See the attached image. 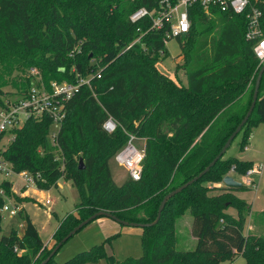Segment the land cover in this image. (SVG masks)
Segmentation results:
<instances>
[{"label": "trees", "instance_id": "trees-1", "mask_svg": "<svg viewBox=\"0 0 264 264\" xmlns=\"http://www.w3.org/2000/svg\"><path fill=\"white\" fill-rule=\"evenodd\" d=\"M155 2L0 0V87L7 84L4 75L25 67L23 59L41 63L39 75L46 88L50 81L73 82L76 74L87 77L101 68L99 78L80 85L65 103L53 142L48 135L50 119L29 117L2 153L15 172L37 175L40 189L54 186L59 178L69 181L77 201L74 213H68L52 233L50 247L19 211L20 237L13 229L0 236V264H39L72 227L97 210L126 222H151L163 195L201 171L245 114L259 66L243 36L244 16L227 12L207 16L197 6L190 8L189 29L176 37L186 58L182 85L155 66L159 51L163 53L160 32L147 31L140 38L144 47L135 43L122 52L138 34L139 24L130 23L128 14ZM27 80L11 86L23 93ZM106 116L116 123L111 133L101 128ZM258 123H264V71L252 111L237 133L239 150ZM126 133L144 138V155L139 179L127 177L117 185L108 161L126 141ZM251 165L223 153L201 178L165 201L155 224L140 228L142 253L116 264H215L233 254L242 257L241 264H264V236L243 233L249 205L233 195L248 188L243 184L214 188L218 193L209 194L206 185L220 181L231 166L239 178ZM228 207L236 216L226 212ZM185 213L191 216L194 246L178 250L174 224ZM260 214L264 216V211ZM103 252L102 244L93 245L62 263L52 256L44 264L89 262ZM217 256L222 258L212 262Z\"/></svg>", "mask_w": 264, "mask_h": 264}, {"label": "rangeland", "instance_id": "rangeland-1", "mask_svg": "<svg viewBox=\"0 0 264 264\" xmlns=\"http://www.w3.org/2000/svg\"><path fill=\"white\" fill-rule=\"evenodd\" d=\"M183 60L186 62V58L182 57V54H180L176 38L171 37L164 43L163 53L160 54L155 66L162 74L175 82L185 85L186 77L184 65H182ZM28 62L29 61L26 59H23L25 67L19 71L13 70L9 74L4 75L3 79L7 81V84L0 87V100L8 95V93L18 90L17 87L11 85L13 83L19 85L24 79L27 80L29 68H35L38 72L39 68H43L41 63L39 65H34ZM251 77L252 76L249 77V80ZM248 87H250L249 83L246 89H248ZM245 95L246 92L241 96V102L244 101ZM50 127L48 130L51 129ZM239 140L240 134H237L224 152V157H240V155H245L262 165L260 176L254 175V178L257 179L256 188L254 189L256 191L253 189L234 191L238 197L243 198L245 202L247 201V204L252 199L254 193L261 195V198L254 201L253 205H251L248 214H245V216L248 217L246 220L248 224L247 222L245 223L246 227L250 225V228H246L244 224L242 229L245 234L250 233L264 236V216L260 214L264 211V123H258L251 128L247 143L244 145L245 148L243 147L241 150L238 149ZM133 144L137 148H140L142 147L143 140L141 138H135ZM108 168L115 184H121L127 178L125 169L116 164L112 157L108 161ZM233 176L236 178V175ZM8 178L13 182V186L17 187L19 178L16 176ZM206 185L210 190L209 194L218 193V190L214 188L225 187L221 180L216 183H207ZM24 193L27 194L24 195ZM234 193L233 195H235ZM12 194L20 198L19 203L22 204V212L27 215L30 222L35 227L40 240L47 247L53 244L51 236L61 220L68 213H74V204L77 201L76 191L70 185V182L60 178L56 180L54 186L47 189H42L40 191L28 189L27 192H18L17 189L14 188ZM45 198L50 200V204H42ZM231 210L234 211L235 209L228 207L226 212ZM190 222L191 216L188 213L179 216L175 220V249L191 250L193 248L194 240H192L189 232ZM22 224L23 220L18 215L8 217L6 213H2L0 219V236L6 235L11 229L15 230L16 234H20L22 231L20 225ZM140 236L141 229L139 227L121 225L107 217H99L84 225L63 242L53 254V260L56 263H62L80 252L88 251L93 245L102 244L104 250L103 256L93 261L78 264H116L119 260L127 257H138L142 253ZM106 238H108V240H106ZM218 257L222 258L221 256H217L215 259L213 258L214 260L212 262L219 260L220 258ZM108 259H113V261L111 262V260L109 261ZM206 262L207 261H204V264ZM242 262L243 259L239 254H233L229 258L226 257L223 260L217 261L215 264H241Z\"/></svg>", "mask_w": 264, "mask_h": 264}, {"label": "built area", "instance_id": "built-area-1", "mask_svg": "<svg viewBox=\"0 0 264 264\" xmlns=\"http://www.w3.org/2000/svg\"><path fill=\"white\" fill-rule=\"evenodd\" d=\"M193 6L199 7L207 16H212L215 12L243 15L245 19L244 39L251 43V50L258 61L257 65L264 62V0H156L152 7L138 6L127 17L130 23L139 24L136 28L138 34L122 48V52L135 43L144 47L140 38L147 31L160 32L163 45L167 39L176 38L181 33L187 32L190 26V8ZM159 53L161 54L162 51ZM100 70L101 68L97 67L87 77L76 74L73 82L50 81L49 88H46L41 81L39 72L31 67L28 69L29 85L25 91L23 93L14 91L1 98L0 218L2 213H6L8 217H14L19 211H23L22 204L15 198L17 195L12 194L14 186L8 177L19 178L18 192L28 189L42 190L36 184L37 175L34 176L24 170L15 172L2 154L13 140L14 131L19 129L29 117L39 119L41 116H47L51 126L48 135L53 142L58 125L65 115V103L74 95L80 85H89V80L92 77L99 78ZM101 128L106 133H111L115 130L116 123L110 116H106L101 122ZM126 134V141L113 154L112 158L116 164L125 169L128 178L137 180L144 155L143 144L142 147L137 148L133 144V140L137 137L132 133ZM141 139L144 142V138ZM261 170L260 163L252 164L237 180L247 188L254 190L257 182L254 175L260 176ZM226 174L234 175L232 166ZM4 182L8 184L7 187ZM42 204H50V200L45 198ZM16 235L20 237V234ZM13 250L18 253L21 251L16 248Z\"/></svg>", "mask_w": 264, "mask_h": 264}, {"label": "water", "instance_id": "water-1", "mask_svg": "<svg viewBox=\"0 0 264 264\" xmlns=\"http://www.w3.org/2000/svg\"><path fill=\"white\" fill-rule=\"evenodd\" d=\"M264 71V62L261 63L258 67L255 79H254V83H253V88H252V93H251V100L250 103L247 107V110L245 112V114L243 115V117L241 118V120L239 121V123L236 125V127L233 129V131L229 134V136L226 138V140L224 141L223 145L221 146V148L219 149V151L217 152V154L208 162V164L201 170L199 171L195 176H193L192 178H190L189 180L185 181L184 183H182L181 185L177 186L176 188L170 190L169 192H167L165 195H163V197L161 198L157 210H156V215L155 218L151 221V222H147V223H137V222H126V221H122L119 220L118 218H116L114 215H112L109 212L103 211V210H97L94 213L90 214L88 217H86L85 219H83L82 221H80L79 223H77L74 227H72L55 245L54 247L51 249V251L48 253V255L39 263V264H44L49 258H51L53 256V254L55 253V251L58 249V247L65 242L71 235H73L76 231H78L80 228H82L84 225H86L87 223L99 218V217H107L121 225H126V226H133V227H139V228H143V227H147V226H151L153 224L156 223V221L159 218L160 212L164 206L165 201L172 197L173 195L177 194L178 192H180L181 190H183L184 188H186L188 185H190L191 183L195 182L196 180H198L199 178L202 177V175H204L209 168L215 163V161L226 151L227 147L229 146L231 140L237 135V133L240 131L241 126L244 124V122L247 120V118L249 117L252 108L255 104L256 101V97H257V92H258V86H259V82H260V78H261V74ZM78 167L82 168V160L79 159L78 160ZM221 182L225 187H239L242 185V183L236 179H234L231 175H224L221 178Z\"/></svg>", "mask_w": 264, "mask_h": 264}, {"label": "crops", "instance_id": "crops-1", "mask_svg": "<svg viewBox=\"0 0 264 264\" xmlns=\"http://www.w3.org/2000/svg\"><path fill=\"white\" fill-rule=\"evenodd\" d=\"M257 125V124H256ZM254 127V126H253ZM248 139V138H247ZM247 143V142H246ZM244 148H245V146H244ZM236 158H238V159H241V160H247V161H250V162H252V164H255V163H257V162H255V161H253L252 159H250L249 158V156H245V155H240V157H236ZM235 175V174H234ZM232 177L234 178V179H236L237 180V176H236V178L232 175ZM14 188H18V186L17 187H14ZM248 189H250V188H248ZM254 191H256V190H254ZM25 192H27V190L25 191ZM235 194V193H234ZM241 194H243V193H241ZM235 196H237L236 194H235ZM238 197V196H237ZM240 198V197H239ZM261 198V195H259L258 193H254L253 194V197H252V199L249 201V203H248V205H249V210H250V208H251V205H253V203H254V201H256V200H259ZM243 199V198H242ZM246 204H247V201L245 202ZM261 211V210H260ZM263 212V211H262ZM228 213L230 214V215H232V216H236V211L234 210H231V211H228ZM248 219V217L247 216H245V220H244V224L247 222V224H248V221H246ZM96 220V219H95ZM243 224V225H244ZM245 227H246V224H245ZM246 228H250V225H247V227ZM244 234H245V232H243ZM21 234V233H20ZM192 238V240H194V238L193 237H191ZM47 247V246H46Z\"/></svg>", "mask_w": 264, "mask_h": 264}]
</instances>
